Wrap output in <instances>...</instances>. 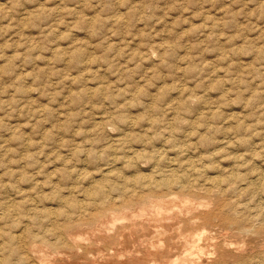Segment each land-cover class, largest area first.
<instances>
[{
    "label": "rangeland",
    "instance_id": "obj_1",
    "mask_svg": "<svg viewBox=\"0 0 264 264\" xmlns=\"http://www.w3.org/2000/svg\"><path fill=\"white\" fill-rule=\"evenodd\" d=\"M169 162L197 184L181 198L214 264H264V0H0V264L16 260L23 232L73 219L59 197L86 201L104 176L118 197ZM165 198L161 214L159 202L133 205L113 223L184 212Z\"/></svg>",
    "mask_w": 264,
    "mask_h": 264
},
{
    "label": "bare ground",
    "instance_id": "obj_2",
    "mask_svg": "<svg viewBox=\"0 0 264 264\" xmlns=\"http://www.w3.org/2000/svg\"><path fill=\"white\" fill-rule=\"evenodd\" d=\"M116 140H118V139H116ZM116 142H118V141H116ZM113 143H115V142H113ZM229 144L232 145V143H230V142H229ZM162 150H160V151H162ZM186 155H188V154H185V156ZM171 157H174V156H171ZM170 159H169V161H170ZM187 160H185V161H187ZM174 161H177V163H178L177 159H175ZM182 162H184V161H182ZM173 164L175 165L176 163H173ZM168 165H170V162ZM188 166H190V165H188ZM100 167H102V166H100ZM104 168H109V167H104ZM189 168H187V169H189ZM84 170H86V169H84ZM193 170H194V168H193ZM223 170H225V169H223ZM230 170H231V168H230ZM109 171L112 172V169ZM177 171H178L177 168L171 166V167H167L163 171V173H161V174L155 173L157 175V178H155V176L154 177L153 176L152 177L151 176L143 177L144 176L143 175L141 177H143V179H145V182L133 185V186H137V188L140 187L141 188L140 190H136L134 187L127 189L128 185H125V186H123V189L120 188L119 193H117L118 197H114L112 191L117 189L118 187H121V186H117L118 182H115V181L114 182H111V181L106 182L107 178L109 176H107V177L104 176V178L102 179L103 183L101 182L102 180H97L96 182H94L93 185L89 184L91 187H89V188H88V186L86 187V189L88 188V190L86 191V195H87V198L85 199L86 201H84V199H82L81 202H78V204H77V203L72 202L71 200H68L67 198H64L63 196L59 197L58 201L61 202L64 206H67V204L72 203L73 207H76V210H74L75 208L73 209L74 213H75L73 216V219L70 217V214H67V215L65 214L63 216L64 213H62L61 216L64 217L63 223H57L58 222L57 219L53 218L51 220V223H45V224H47V227L41 231L42 236H40L39 230L36 231L35 233H33L27 239H26V236L24 235V232L22 235H20L21 234L20 233L19 235L21 236L22 243L20 245V249L18 248V256H17L16 260L15 261H7V262L2 261V264H214V262H215L214 260L217 257L216 256L217 255L216 246L214 244L213 249L212 248L206 249V247L200 246L199 241L202 239L203 235L201 236L200 233H193V231H195V229L198 226H200L199 223H196V220H191L192 218L195 217V215H193L194 213L192 214V209H191V207H193V206H190V205L187 206L189 203L188 202L189 200H187L188 199L187 197L181 198L182 196L190 194L191 192L193 193L195 191V190L192 191L193 189L191 187H193V186L190 187L191 182H190V184L188 183L189 179H188V181L186 180V178H188L192 174L186 173L187 176L188 175L189 176L185 178V176H186L185 174H178ZM185 171H187V170L185 169ZM111 172H109V174ZM259 173H261V172H259ZM233 174H234V171H233ZM100 175H101V173H100ZM147 175H148V173H147ZM215 175L216 174H214V176L211 177L213 181H215V178H217V177H215ZM263 175L258 176L259 180L262 178ZM91 176H92V174H91ZM120 178H121V176H120ZM122 178H123V176H122ZM125 178H127V176ZM211 178H209V179H211ZM258 178L256 177L255 179H258ZM116 179H114V180H116ZM206 179H208V178H206ZM122 180L123 179H121L120 181H122ZM65 181H68V179ZM93 181H94V179H93ZM127 182H128V178L125 179L124 183H127ZM205 182H207V181H205ZM214 183H216V182H214ZM251 183L257 184V180L254 181V179H253V180H251ZM210 184L212 185V183H210ZM253 184H251V186ZM259 184H260V182H259ZM195 186L197 187V184H195ZM195 186L193 188H195ZM125 187H126V189H125ZM203 187H206V185ZM216 187L217 186H215L214 188H216ZM221 187L223 188V185ZM257 187H258V184H257ZM201 188H202V186H200V189ZM174 189H177L178 192H176V193H178V195L173 194L172 191H174ZM209 189L212 190L213 187H212V189L209 186H208V188L206 187L204 189H201V190H203L202 193L204 192V190L207 193V194H203V195H207L209 197L210 195H208V193L209 192L211 193V191H209ZM226 189L227 188H225V191H227L231 188H229L227 190ZM70 190H68V191H70ZM72 190H74V189H72ZM201 190H199V191H201ZM223 190H224V188L222 189V191ZM217 191L220 192V190H217ZM219 192H218V194H219ZM199 193H201V192H199ZM171 194H173V195H171ZM198 194H197V196H198ZM218 194L216 193L215 195H217V196L216 197L214 196V198L217 199ZM70 195L71 194H69L68 197H71ZM164 195L167 196V198H165L166 200L163 199L167 202V204L169 202H174V200L177 198H179L181 202H184V204L185 203H187V204L185 207L183 205L179 204L185 208V210L183 212L182 208L178 207L176 205V204L180 203V201L177 202V200H176L177 203L175 202V204H172V205H174V206L176 205V207L181 208V210L179 209L181 211L180 214L175 212L177 214L174 213L175 214L174 217H173V215H167L166 214L167 216H164L165 220L167 219L166 222L163 220L164 217L161 216V218H163L162 220L164 223L163 222L162 223H160V222L156 223L157 221H161V219L157 218L156 213L161 212V207L162 208L166 207L164 205H163L164 207L161 206L162 205V203H161L162 198ZM219 196H221V195H219ZM152 197H154V199ZM175 197H177V198H175ZM203 197L204 196H202V198ZM83 198H84V195H83ZM118 198H119V200H117ZM185 198H187V199H185ZM63 199H64V202H63ZM159 200H161V201H159ZM190 200H191V198H190ZM155 202L156 203L159 202L158 205L155 206L157 209L156 210L157 212L155 213V215L154 214L152 215V213H151L150 214L151 216H144V214H143L144 212L142 213V212H140V210H137V214H136L137 217L132 218L135 214L132 215V217H131L132 223H130V222L129 223L128 222L127 223H113L114 220H116V215H118V214H115L116 210H118V211L121 210V213H123L124 211H122V210H125V208H127V207H131L133 205H136L137 207H142V206H144V204L146 206H147V204H149L148 206H150V204L153 205L152 203H155ZM190 202H192V201H190ZM203 202H204V200H203ZM219 202L217 203V205L221 204V202L220 203ZM192 203H191V205H192ZM201 204H202V202H201ZM201 204H200V206L204 205V204H202V205ZM154 205H156V204H154ZM211 205H213V204H211ZM214 205H216V204L214 203ZM217 205H216V207L213 206L212 210L214 208L217 209ZM221 205H223V204H221ZM200 206L198 205V208H200ZM168 207L171 208V205ZM143 208H146V207H143ZM152 208H154V207H152ZM209 208L210 207H208V208L206 207V209H209ZM220 208H222V207H220ZM127 209H129V208H127ZM131 209H133V208H131ZM150 209L151 208L149 207L148 210H150ZM166 210L167 209H165V211ZM210 210H208V211H210ZM221 210L222 209H217V211H221ZM146 211H147V209H146ZM151 211H153V209ZM169 211H170V209H169ZM189 211H191V212L188 213ZM133 212H131V213H133ZM147 212L150 213V211H147ZM173 212H174V210L172 211V213ZM182 212H183V214H181ZM198 212L200 213L201 211H198ZM215 212L216 211L213 210L212 213H210V214L215 215ZM65 213H67V212H65ZM131 213H130V215H131ZM161 213H163V212H161ZM128 214L129 213H127V215ZM204 214H205V212H204ZM217 214H219V216L220 215L222 216V214H220V212H218ZM119 215H120V213H119ZM198 215L202 216V214H198ZM205 216H206V214H205ZM207 216H209V215L207 214ZM226 216H227V214H226ZM226 216L222 217V220L225 222L222 224H224L227 227L231 226L233 229H236L235 231H237V232H243V233L248 232L247 234L248 235L250 234L251 229L249 228V226L242 224V223H235V222L233 223L232 222L233 219L231 220L230 217H226ZM118 217L120 218L121 216H118ZM216 217H213V218H216ZM217 218H220V217H217ZM125 219H127V218H125ZM172 219L173 220L175 219V220L172 221ZM110 220L112 223H109ZM208 221H211V220L209 219ZM181 222H185V223H181ZM211 222H210V225H211ZM218 222H220V221L218 220ZM216 225H217V223H216ZM249 225H251V224H249ZM221 226H219V228ZM23 227H25V226H23ZM251 227H252V225H251ZM223 228L225 229V227H223ZM252 229H253V227H252ZM254 229H255V227H254ZM22 231H24V230H22ZM229 231H227V232H229ZM232 231H231V233H232ZM223 232H225V231H223ZM258 232H262V235L264 233V231L260 230V228L258 229ZM251 233L253 234L254 232L251 231ZM259 234H261V233H259ZM190 235H191V239H188V238H190ZM197 235H200V236H197ZM208 235L209 234H207V238L213 237L211 235H209V236ZM187 236H189V237H187ZM239 236L240 235H238V237ZM250 236L253 238V236L251 234H250ZM214 237H215V235H214ZM254 237H255V235H254ZM18 238H20V237L18 236ZM252 238H251V241L254 239V238L253 239ZM255 238H257V237H255ZM214 239L215 238L212 239V242ZM101 240H103V247L100 243ZM206 240H208V239H206ZM208 246H210V244H208ZM230 246H231V244H230ZM102 250H103V257H102L103 261L99 260V258L102 255ZM180 250H181V253L179 254ZM245 250H247V249H245ZM255 250H256V248H255ZM104 251H106V252H104ZM11 252H15V249L12 248ZM250 253L251 252H249V254ZM253 253H255V252H253ZM249 254H247V256L245 255L246 258H248L250 256ZM260 255H261V252H260ZM242 258H241V261H242ZM234 262L236 264L235 260H234ZM238 262L240 264V261H238Z\"/></svg>",
    "mask_w": 264,
    "mask_h": 264
}]
</instances>
